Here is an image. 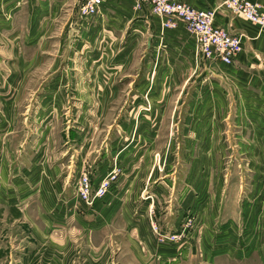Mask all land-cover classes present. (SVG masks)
<instances>
[{
  "label": "rangeland",
  "instance_id": "1",
  "mask_svg": "<svg viewBox=\"0 0 264 264\" xmlns=\"http://www.w3.org/2000/svg\"><path fill=\"white\" fill-rule=\"evenodd\" d=\"M77 2L84 18V1ZM77 20L62 15L50 39L55 40L54 46L45 52L46 66L27 77L26 93L16 105V129L0 126V179L5 163L9 171L6 195L31 201L30 209L39 214V200H30L28 189L21 191V197L16 178L24 168L31 169L35 163L44 166L48 159L51 167L62 169V180L67 179L54 206L60 218L66 212L59 223L61 234L76 237L83 251L108 247L115 252L114 264H146L132 254L121 256L122 251H134L128 237H134L136 225H141L140 236L148 232L152 237L151 243L140 244L141 249L152 251L156 258L147 264H264V136L262 131H250L251 119L261 118L256 116L260 100L250 103L248 93H242L224 105L209 87L208 81L214 78L210 72L202 69L197 76V71L190 70L189 79H173L167 66L149 67L139 52L130 69L136 78L119 80V91L101 114L98 97L90 101L76 95L88 91L90 79L74 77L65 55L58 68L62 53L56 51L57 44L63 45L66 38L65 48L71 51L74 40L83 38L81 28L85 27ZM77 53L80 60H86L84 52ZM90 54L92 60L103 58L95 50L90 49ZM53 71L65 74L57 88ZM201 89H209L211 96L201 95ZM54 90L64 98L54 102L40 97ZM58 108L62 115L54 117L51 128L36 126L47 123L52 109ZM242 110L245 114L239 116ZM155 129L156 137H152L148 131ZM85 143L91 147L86 158L80 159ZM36 150L48 153L36 158ZM85 173H92L94 189L104 178L115 177L103 205L99 206V200L87 205L80 199L79 182ZM133 187L138 197L127 207V194ZM74 198L79 199L75 202ZM68 205L75 210L71 218L73 208ZM124 205L126 221L114 216L106 226L85 223L95 221L101 208ZM209 210L216 219L212 224L205 220ZM21 214L14 212L17 218ZM207 235L206 252H211L213 260L204 259L202 240ZM85 236L96 237L97 243L85 244L80 238Z\"/></svg>",
  "mask_w": 264,
  "mask_h": 264
},
{
  "label": "crops",
  "instance_id": "2",
  "mask_svg": "<svg viewBox=\"0 0 264 264\" xmlns=\"http://www.w3.org/2000/svg\"><path fill=\"white\" fill-rule=\"evenodd\" d=\"M179 1L206 10L220 7L224 0ZM250 1L264 3V0ZM77 3V0H0V126L4 125L8 128L7 131L16 129V105L26 93L25 85L29 83L27 77L34 70L46 66L45 52L47 48L54 46L55 40L51 42L50 39L55 33L57 22L59 23L62 15L66 14L71 20L79 19L85 28H81L83 38L74 40L71 51L65 48L66 38L63 40V45L57 44L56 51L60 50L62 53L58 57V68H61L63 58L68 57L74 77L90 79L88 91H81L82 93L76 95L90 101L98 97L101 114L115 92L119 91V84H122L119 80L125 76L136 78L135 74H131L130 69L138 61L140 52V56L149 67L158 63L162 67L167 66L173 79H189L190 70L197 71V76L203 70L210 72L214 78L208 81L209 87L224 105L229 106L231 99L235 100L242 93H248L250 103L260 100L262 106L256 110V116L261 118L249 120L252 122L250 131H262L261 138L264 136V30L259 26L247 21L241 15H235L223 8L218 9L215 24L243 35V50L235 62L228 65L217 58L205 59L198 52L196 37L188 31L184 22L178 21L176 26H168V17L153 14L152 6L144 0H105L101 12L89 20L84 16L81 18ZM66 27L69 32L67 23ZM90 49L95 50L97 54L100 52V55H103L102 60H92ZM53 50L55 49L52 48ZM77 51L84 52L86 60H80ZM77 66L79 70H76ZM53 73H57L54 84L57 88V85L65 80V74L61 71H53ZM103 83L107 85L102 87ZM91 84L93 85L90 88ZM55 91L40 97L54 102L64 98ZM196 93L200 96L199 90ZM166 94L168 96L171 92ZM206 94L211 96V91L207 89L201 92V95ZM54 110L56 109H52V115L47 123H38L36 126L42 127L45 124L51 128L54 117L62 115L59 108L55 112ZM243 114H245L243 110L239 111V116ZM162 115H166L165 108L162 109ZM85 123L87 125L86 121ZM157 131L158 129L148 132L152 137H156ZM85 145L83 153L79 155L80 159L83 156L86 158L87 151L91 147L87 143ZM47 153L36 150V158ZM83 160L81 163L84 166ZM43 165L35 163L31 169L26 167L18 179L16 178L21 197H23L21 191L28 189V192H31L29 199L39 200L41 210L39 214L30 209L31 201L20 199L17 194L6 195L9 171L7 163L3 166V177L0 179V264H114V250L95 246L83 251L84 248L78 245L79 241L76 237L61 234L59 223L66 212L60 218V210L55 212L54 206L64 189L63 185L67 184V179L62 180V169H58L56 165L51 167L48 159L44 160ZM22 184L25 186L21 187ZM69 191L72 189L70 188ZM136 192L137 187H133L129 195L127 194L126 202L130 204L126 205L127 207L137 199ZM162 193L160 192V195ZM108 196L109 194L99 200V206L108 200ZM77 199L74 198V201L76 202ZM81 204L85 206L82 201ZM115 206L99 209L100 213H97L95 221L85 223L97 228L103 224L108 225L114 216L126 221L128 219L126 206ZM68 207L73 208L69 205ZM51 209L54 214H47ZM16 211L22 213L21 218L14 216ZM73 213H75L74 208L70 218ZM209 213L210 216L205 220L208 224H212L216 219L210 210ZM143 221L144 226L145 218ZM140 230L142 226L136 225L135 236L128 237L134 251L127 253L122 251L121 256L125 259V254L128 256L132 254L139 261L151 263L156 259L155 253L152 251L145 253L140 244L146 243V240L147 243H151L152 237L148 232L140 236ZM80 238L85 244L97 243L96 237ZM202 242L204 259L213 260L211 252H206L210 242L209 235Z\"/></svg>",
  "mask_w": 264,
  "mask_h": 264
},
{
  "label": "built area",
  "instance_id": "3",
  "mask_svg": "<svg viewBox=\"0 0 264 264\" xmlns=\"http://www.w3.org/2000/svg\"><path fill=\"white\" fill-rule=\"evenodd\" d=\"M83 16H97L105 0H83ZM152 6L153 14L168 17V26L174 27L178 21L184 22L188 31L197 40L198 52L205 59L217 58L231 65L243 50V35L233 33L215 24L218 9L223 8L235 15H241L247 21L264 30V3H253L250 0H224L216 9H197L179 0H144ZM113 177L104 178L95 186L90 173H85L79 182L78 195L87 205L104 199L112 187ZM95 191V194L93 193Z\"/></svg>",
  "mask_w": 264,
  "mask_h": 264
}]
</instances>
